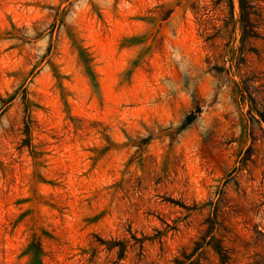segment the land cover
Instances as JSON below:
<instances>
[{"label": "rangeland", "instance_id": "374dc122", "mask_svg": "<svg viewBox=\"0 0 264 264\" xmlns=\"http://www.w3.org/2000/svg\"><path fill=\"white\" fill-rule=\"evenodd\" d=\"M0 264H264V0H0Z\"/></svg>", "mask_w": 264, "mask_h": 264}]
</instances>
